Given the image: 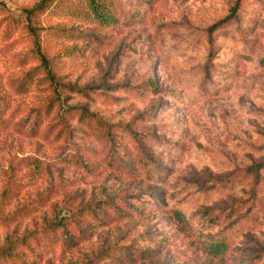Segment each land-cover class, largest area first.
<instances>
[{
  "label": "rangeland",
  "instance_id": "374dc122",
  "mask_svg": "<svg viewBox=\"0 0 264 264\" xmlns=\"http://www.w3.org/2000/svg\"><path fill=\"white\" fill-rule=\"evenodd\" d=\"M102 1L0 0V264H264V0Z\"/></svg>",
  "mask_w": 264,
  "mask_h": 264
},
{
  "label": "trees",
  "instance_id": "16d2710c",
  "mask_svg": "<svg viewBox=\"0 0 264 264\" xmlns=\"http://www.w3.org/2000/svg\"><path fill=\"white\" fill-rule=\"evenodd\" d=\"M90 1V7L92 8L93 10V14H94V17L101 21H105L106 19V16L103 12V8L104 7H107V3L106 2H103L102 0H89ZM46 1H44V3L40 4L39 6L37 7H34L33 9H31L30 11H28V16H27V19H28V28L29 30L33 33V34H37L36 32V29L33 27L32 25V18L33 16L44 9V7L46 6ZM241 3L240 0H238L236 2V4H234L232 7H231V13L230 15L225 18L223 21H221L218 25H215L214 26V29L216 27H218L219 25L223 24V23H226V22H229V21H232L234 20L237 16H238V7H239V4ZM43 64H44V68L46 69V72H47V75L48 77H50L52 80H55L54 79V74H53V70H52V67L50 66L49 62L47 61L46 57L43 56ZM25 85V84H24ZM26 88V87H24ZM39 116V115H37ZM1 118V117H0ZM69 160H72L74 162V164H79V160L80 158L74 156V155H69L67 156ZM109 205H111V202H108ZM64 228V227H63ZM68 238V237H67ZM13 257V256H12Z\"/></svg>",
  "mask_w": 264,
  "mask_h": 264
}]
</instances>
